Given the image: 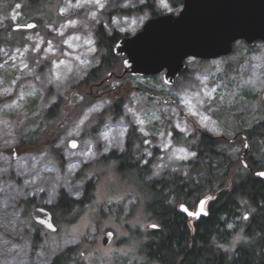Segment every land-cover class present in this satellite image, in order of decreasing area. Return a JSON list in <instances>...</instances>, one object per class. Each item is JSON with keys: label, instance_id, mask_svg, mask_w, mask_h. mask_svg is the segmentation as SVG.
<instances>
[{"label": "rangeland", "instance_id": "rangeland-1", "mask_svg": "<svg viewBox=\"0 0 264 264\" xmlns=\"http://www.w3.org/2000/svg\"><path fill=\"white\" fill-rule=\"evenodd\" d=\"M148 1L160 15L176 16L182 8L167 0V7L161 0H50L36 14L40 23L35 29L13 35V26L34 20L20 5L8 9L0 1V264H48L68 249L82 264L144 261L133 233L154 223L144 209L143 185L130 174H119L110 158L124 151L130 125L144 138L140 165L149 163L147 179L188 175L193 153L175 141L174 132L184 138L207 132L231 156L232 170L243 167L245 142L233 138L258 121L264 105L260 42L250 52L238 42L227 57L186 60L187 72L173 86L159 75L112 77L101 86L79 87L98 63L99 25L108 34L133 36L151 18L142 8ZM119 99L123 103L116 116L110 107ZM54 107L59 116L47 123L44 112ZM30 131L38 140L25 144L20 138ZM71 140L77 141L76 149L68 147ZM249 156L251 150L245 162ZM89 180L95 187L92 203L74 222L57 223L55 233L40 230L34 243L24 202L32 199V209L54 204L60 193L79 199ZM241 210L228 225L230 248L241 242L234 230L248 213ZM192 225L190 220L191 231ZM107 231L114 236L103 246Z\"/></svg>", "mask_w": 264, "mask_h": 264}, {"label": "trees", "instance_id": "trees-1", "mask_svg": "<svg viewBox=\"0 0 264 264\" xmlns=\"http://www.w3.org/2000/svg\"><path fill=\"white\" fill-rule=\"evenodd\" d=\"M0 1L8 9L20 5L22 9H26L27 17L38 24L40 21L35 16L42 12L41 9L50 0ZM167 1L173 7L183 4V0ZM142 8L149 11L151 17L160 15L152 1H148ZM11 33L15 35L23 32L12 30ZM123 36L127 35L118 32L108 34L99 25L95 33L98 63L85 74L78 83L79 87L101 86L109 80V74L117 73L122 66V59L112 54L111 47ZM3 41L4 38L0 35V42ZM251 50L252 48L247 49L248 52ZM187 69L186 66L185 73ZM121 88L123 87L117 88V91ZM122 103L123 100L119 99L110 107L116 116L121 114ZM44 113L42 118L47 123L59 116L55 107ZM243 133L247 136L251 150V156L246 163L253 172L259 171L264 168V105L260 108L258 121ZM34 134L30 131L28 136L23 134L20 140L25 144H33L38 140V136ZM174 139L178 143H185L193 153V158L187 162L191 166L188 175L147 179L150 175L149 163L140 165L144 138L135 125L129 127L124 151L110 154V158L116 162L119 174H130L136 182L143 185L144 209L153 224L159 227L145 231L137 229L133 232L140 239L139 253L144 260L141 264H264V181L244 167L232 170L234 162L231 156L222 150L220 141L207 132L195 133L187 138L174 132ZM55 151L57 150H52ZM94 192L95 187L89 180L84 184L83 194L79 199L60 193L54 204L44 208L50 211L55 224H68L74 222L80 212L92 203ZM207 196L216 197L208 204L207 217L197 220L191 231L189 219L180 213L178 206L184 204L192 209ZM24 204L23 212L26 217L34 202L29 199ZM243 208L248 212L245 214L247 219L244 215L241 227L234 229L241 233V242L230 248L228 245L233 233L228 225L236 216H240ZM30 227L33 242L37 243L42 228L33 221L30 222ZM73 252L74 249H68L57 254L50 258L48 264H82L72 257Z\"/></svg>", "mask_w": 264, "mask_h": 264}, {"label": "water", "instance_id": "water-1", "mask_svg": "<svg viewBox=\"0 0 264 264\" xmlns=\"http://www.w3.org/2000/svg\"><path fill=\"white\" fill-rule=\"evenodd\" d=\"M36 26L31 21L15 25L12 30L30 31ZM238 42H243L248 48L259 42L264 45V0H183L176 16L165 14L150 18L136 34L123 36L112 45V54L122 59V69L119 76L111 73L108 78L161 75L165 85L173 86L186 71V60L212 61L227 57L234 53ZM243 138L245 146L241 164L264 181V176L260 175L264 168L253 172L245 162L244 156L250 147L244 135ZM68 147L76 149L77 141H69ZM215 197L202 198L195 211L184 204L179 205L178 210L190 220L205 218L208 215L206 206ZM30 217L36 225L56 232L52 214L46 208L34 207ZM148 229H158V226L150 224ZM113 236L111 231H107L102 245L108 246Z\"/></svg>", "mask_w": 264, "mask_h": 264}, {"label": "flooded vegetation", "instance_id": "flooded-vegetation-1", "mask_svg": "<svg viewBox=\"0 0 264 264\" xmlns=\"http://www.w3.org/2000/svg\"><path fill=\"white\" fill-rule=\"evenodd\" d=\"M159 16H160V15H159ZM151 18H154V17H151ZM243 135H244V136L246 137V139H247V136H246L244 133H237V134L234 136L233 139H234V140H237L238 138H241V139L244 141ZM234 140H233V141H234ZM233 141H232V142H233ZM247 141H248V139H247ZM245 156H246V155H245ZM245 156H244V157H245ZM208 204H209V203H208ZM208 204H207V206H206V207H207V210H208ZM32 209H33V208H32ZM32 209H31V210H32ZM190 210H193V209H190ZM52 218H53V216H52ZM192 221H193V224H194L197 220H192ZM53 222H54V221H53ZM189 222H190V219H189ZM54 224H55V223H54ZM55 225H56V224H55ZM192 226H193V225H192ZM39 227H40V226H39ZM56 227H57V226H56ZM40 228H42V227H40ZM158 228H159V227H158ZM42 229L45 230L44 228H42ZM46 231H47V230H46ZM56 231H57V230H56ZM54 233H55V232H54Z\"/></svg>", "mask_w": 264, "mask_h": 264}, {"label": "snow or ice", "instance_id": "snow-or-ice-1", "mask_svg": "<svg viewBox=\"0 0 264 264\" xmlns=\"http://www.w3.org/2000/svg\"><path fill=\"white\" fill-rule=\"evenodd\" d=\"M96 2L99 4V0H96ZM161 4L162 6L167 7L166 3H164V0H161ZM100 7H103V5L100 4ZM204 120H207V117H204ZM72 147H75V144H73ZM260 175L264 176V173H261ZM245 219H247V217H245ZM237 239H239V237Z\"/></svg>", "mask_w": 264, "mask_h": 264}]
</instances>
